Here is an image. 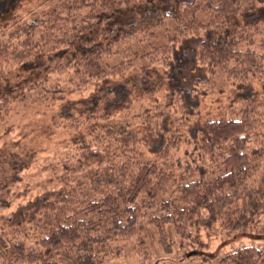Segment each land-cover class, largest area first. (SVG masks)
Wrapping results in <instances>:
<instances>
[{"label":"trees","instance_id":"16d2710c","mask_svg":"<svg viewBox=\"0 0 264 264\" xmlns=\"http://www.w3.org/2000/svg\"><path fill=\"white\" fill-rule=\"evenodd\" d=\"M165 1L61 0L6 26L0 115L13 99L73 91L88 93L90 113L66 124L87 129L60 162L75 184L61 175L59 189L10 213L30 152L0 150V264H104L135 238L169 253L174 238L216 224L245 232L264 213V41L255 35L264 0ZM133 66L138 75L105 83ZM226 84L227 114L203 116L209 90ZM137 97L153 111L130 116ZM174 106L178 116L166 109ZM182 146L189 155H175ZM216 264H264V245Z\"/></svg>","mask_w":264,"mask_h":264},{"label":"rangeland","instance_id":"374dc122","mask_svg":"<svg viewBox=\"0 0 264 264\" xmlns=\"http://www.w3.org/2000/svg\"><path fill=\"white\" fill-rule=\"evenodd\" d=\"M61 0H3L0 2V38L11 29L6 26L16 21L22 23L30 17L28 11L35 9L39 4H54ZM171 0L165 1L169 6ZM177 1V0H176ZM170 5L168 8H171ZM167 8V9H168ZM135 15H130L133 17ZM135 19V17L133 18ZM256 39L261 37L264 41V23L259 24L255 32ZM40 59L47 61L46 57ZM120 56H114L110 64H117ZM139 66H133L123 74L109 76L105 79L108 85H114L130 76L140 73ZM63 84V83H62ZM102 84V83H101ZM220 93L218 90H209L207 97L201 103V114L208 117H217L227 114V102L224 97L229 85L226 84ZM53 94L52 92L41 96L40 93L28 95L23 101L11 100L5 111L0 115V150L15 151L29 149L30 158L27 167L17 174V180L10 186V200L7 212L10 213L20 203H24L33 196L45 191H54L62 186L61 175L64 184H75V180L69 172L61 168L60 162L73 150V139L83 134L87 139L86 127L66 128L68 121L83 118L90 113L85 107V96L87 92L73 91L69 94ZM30 96V97H29ZM162 106L166 103L164 93L157 94ZM128 108L129 115L144 114L147 109L154 106L150 101L135 98ZM175 116H178L176 107H166ZM1 111V109H0ZM62 113L60 114V112ZM124 111V110H123ZM122 111V112H123ZM123 114H125L123 112ZM119 115V113H117ZM182 146L175 155H189L191 147L187 151ZM18 150V151H19ZM71 165H74L71 162ZM76 178V177H75ZM80 186V185H79ZM122 252L118 256L109 258L104 264H195L200 260L207 259L211 264H216L223 255L236 248L248 245H264V213L260 215L256 224L245 232L227 234L220 230L216 224L211 228L200 229L192 233L189 240L179 241L174 238L171 252L166 253L153 239L138 238L130 241L119 242Z\"/></svg>","mask_w":264,"mask_h":264}]
</instances>
